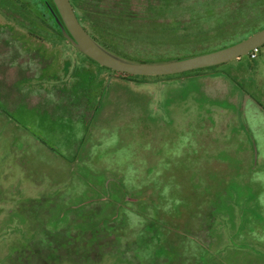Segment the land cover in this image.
Returning a JSON list of instances; mask_svg holds the SVG:
<instances>
[{"label": "rangeland", "instance_id": "rangeland-1", "mask_svg": "<svg viewBox=\"0 0 264 264\" xmlns=\"http://www.w3.org/2000/svg\"><path fill=\"white\" fill-rule=\"evenodd\" d=\"M133 1L141 20L125 24L124 46L149 59L264 26V0ZM40 4L0 0L1 24L60 62L48 68L63 80L60 113L97 97L96 119L79 154L60 158L51 137L73 134L76 116H44L28 96L0 105V264H264V46L170 78L123 79L63 38ZM47 73L34 87L53 89Z\"/></svg>", "mask_w": 264, "mask_h": 264}, {"label": "crops", "instance_id": "crops-1", "mask_svg": "<svg viewBox=\"0 0 264 264\" xmlns=\"http://www.w3.org/2000/svg\"><path fill=\"white\" fill-rule=\"evenodd\" d=\"M21 34L19 35L16 30H5V27L1 24L0 17V105L4 104L8 110L12 111V107L14 110L19 103H22L25 96H28L32 103L33 101L44 103V116L45 112L51 118L59 116V118L65 119V117L72 118L76 116L74 118L73 134L69 133L71 134L69 136V134H65V131H60L58 134L55 133L56 135H53L54 138L51 137L56 149L60 151L59 154L61 156L58 157L73 159L79 154L81 147H83L87 139L89 125L96 119L97 97L93 106H90V102L83 99L86 98L85 96L79 100L73 98L74 101H71L70 105L66 104L65 106L63 104V106L66 109L69 107L68 109H71L70 111H73L74 114H61L62 108L57 105V102L61 98L62 93L59 89L55 88H60L58 85H61L63 80L57 76L56 70L58 68L55 70L54 68L48 69L54 63L57 67V64L60 62L57 60L52 61L47 56L44 57L43 54L46 53V51L44 52V48L35 47L31 38V41H28L27 37ZM27 35L33 38L31 33L27 32ZM45 73L48 75L49 84L52 85L50 88L53 89H46V84H39L40 86L34 87L35 80L39 81L41 78H44ZM20 81H30L29 88L20 91L14 88ZM3 88H7L8 90L3 93ZM7 108H5V111L8 112ZM1 119L2 112L0 113V122Z\"/></svg>", "mask_w": 264, "mask_h": 264}, {"label": "water", "instance_id": "water-1", "mask_svg": "<svg viewBox=\"0 0 264 264\" xmlns=\"http://www.w3.org/2000/svg\"><path fill=\"white\" fill-rule=\"evenodd\" d=\"M63 36L81 53L112 71L136 76H172L240 59L264 45V28L235 44L182 59L139 63L123 59L102 47L80 23L70 0H52Z\"/></svg>", "mask_w": 264, "mask_h": 264}, {"label": "trees", "instance_id": "trees-1", "mask_svg": "<svg viewBox=\"0 0 264 264\" xmlns=\"http://www.w3.org/2000/svg\"><path fill=\"white\" fill-rule=\"evenodd\" d=\"M71 4L76 12V15L83 25V27L87 30V32L99 43L103 45V47L108 50L109 52L129 61L139 62V63H158V62H165L169 60L175 59H182L187 58L194 55H199L202 53L214 51L232 44H235L245 38L251 36L252 34L256 33L257 31L264 28V26L255 32H252L250 35L241 38L235 42L230 44L224 45L220 48L213 49V50H206L202 53H185L182 55L174 56V57H162V58H146L141 51V55L139 52L128 51L124 46V39L128 36L130 37L129 29L125 27V24L129 21H139L141 20V16L137 15L140 12L136 13L132 9L133 0H111V3L106 4L108 0H70ZM51 3L53 4L52 0ZM40 6V5H39ZM41 17L45 16V10L41 9ZM56 10V9H55ZM50 15L52 17L53 22L56 24L59 30V34L65 38L61 32V28L56 20L55 17L59 18V14L56 10L55 13L50 8ZM167 28L168 27H164ZM134 35H131V37ZM264 46V45H263ZM262 46V47H263ZM137 51V50H136ZM257 51V50H256ZM255 51L249 54L252 55ZM90 59V58H89ZM93 63L99 65L92 59H90ZM102 68L108 69L99 65ZM218 66V65H217ZM215 67V66H212ZM210 68V67H208ZM204 69V68H203ZM115 75L123 79H138L146 80L148 78H170L171 76H156V77H146V76H136L130 75L126 73H120L116 71H112ZM199 70V69H198ZM195 71V70H194ZM187 73V72H185ZM183 74V73H182Z\"/></svg>", "mask_w": 264, "mask_h": 264}, {"label": "flooded vegetation", "instance_id": "flooded-vegetation-1", "mask_svg": "<svg viewBox=\"0 0 264 264\" xmlns=\"http://www.w3.org/2000/svg\"><path fill=\"white\" fill-rule=\"evenodd\" d=\"M43 1V5H41V7H43V9L45 10V18L48 20L50 19L51 15H50V6L48 4V1L47 0H42ZM45 7V8H44ZM57 20V19H56Z\"/></svg>", "mask_w": 264, "mask_h": 264}, {"label": "built area", "instance_id": "built-area-1", "mask_svg": "<svg viewBox=\"0 0 264 264\" xmlns=\"http://www.w3.org/2000/svg\"><path fill=\"white\" fill-rule=\"evenodd\" d=\"M255 55H254V53L252 54V57H254Z\"/></svg>", "mask_w": 264, "mask_h": 264}]
</instances>
